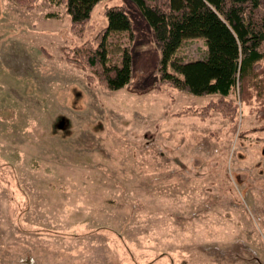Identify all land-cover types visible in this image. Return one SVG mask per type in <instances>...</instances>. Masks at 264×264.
Here are the masks:
<instances>
[{
  "label": "rangeland",
  "instance_id": "1",
  "mask_svg": "<svg viewBox=\"0 0 264 264\" xmlns=\"http://www.w3.org/2000/svg\"><path fill=\"white\" fill-rule=\"evenodd\" d=\"M118 5L133 39L107 41L129 46L131 80L109 91L64 53ZM158 61L131 0L100 1L81 32L56 0H0V264H264L262 122L236 95L233 119L200 115L218 96L158 86Z\"/></svg>",
  "mask_w": 264,
  "mask_h": 264
},
{
  "label": "trees",
  "instance_id": "2",
  "mask_svg": "<svg viewBox=\"0 0 264 264\" xmlns=\"http://www.w3.org/2000/svg\"><path fill=\"white\" fill-rule=\"evenodd\" d=\"M31 10L38 0H14ZM102 0H56L64 5L72 30L81 32L94 6ZM147 21L159 51L157 85L195 96L217 95L196 110L200 115L219 111L233 119L238 101L249 106L264 130V0H131ZM107 25L82 47L64 53L75 68L87 70V80L109 91L126 87L131 80L129 46L109 49L112 33L133 39L132 23L125 7L106 8ZM203 39L205 56L182 62L177 53L189 39ZM109 51L120 54V63L109 62Z\"/></svg>",
  "mask_w": 264,
  "mask_h": 264
}]
</instances>
